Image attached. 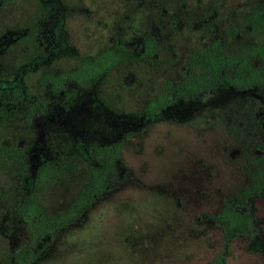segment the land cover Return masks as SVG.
I'll use <instances>...</instances> for the list:
<instances>
[{
	"label": "rangeland",
	"instance_id": "obj_1",
	"mask_svg": "<svg viewBox=\"0 0 264 264\" xmlns=\"http://www.w3.org/2000/svg\"><path fill=\"white\" fill-rule=\"evenodd\" d=\"M183 1L177 27L173 0H42L46 11L37 14L30 0L0 8V87L14 80L19 60L34 63L24 84L37 92L40 74L73 68L114 43L124 59L98 84L70 86L69 101L41 93L49 116L26 123L19 112L18 123L0 128L2 141L28 144V161L71 151L77 139L122 144L119 185L58 233L34 264H264V198L252 202L258 235L252 252L242 237L224 243L213 220L224 198L247 183L244 159L263 141L254 123L264 89H219L151 120L142 116L164 79L178 81L187 53L221 33L194 23L193 4L208 0ZM149 35L159 51L141 63L134 50ZM69 195L67 189L50 195L51 208ZM24 238L19 219L1 204L0 251L18 249Z\"/></svg>",
	"mask_w": 264,
	"mask_h": 264
},
{
	"label": "trees",
	"instance_id": "obj_2",
	"mask_svg": "<svg viewBox=\"0 0 264 264\" xmlns=\"http://www.w3.org/2000/svg\"><path fill=\"white\" fill-rule=\"evenodd\" d=\"M15 1L0 0V8L12 6ZM240 1L193 4L199 14L194 23L208 31L220 29L221 33L187 53L178 81H162L158 92L143 107L144 119L158 117L177 104L205 100L219 89L236 94L264 89V0ZM30 2L35 4L36 14L46 11L42 0ZM184 3L173 0L175 27L179 24L177 11ZM34 23L32 18L28 31H35ZM158 51L154 35L137 40L134 50L141 63ZM123 60L114 43L94 56L78 59L73 68L40 74L37 92L24 84L34 63L29 60L26 66L19 60L14 80L0 87V128L18 123L19 112L26 123L49 116L48 100L41 93L47 92L53 98L62 95L69 101L75 94L70 86L98 84ZM255 116L254 126L263 141L252 144L244 159L247 183L241 191L225 197L213 216L224 243L242 237L250 252L258 246L252 202L264 198V104ZM121 149L120 142L97 145L77 139L71 151L55 153L51 159L32 156L28 161V144H21L18 138L7 142L0 139V205L12 210L25 233L18 249L0 251V264H34L58 233L80 221L98 198L116 188L121 180ZM63 189L70 191L66 203L58 209L51 208L49 196ZM220 263L218 259L212 264Z\"/></svg>",
	"mask_w": 264,
	"mask_h": 264
}]
</instances>
